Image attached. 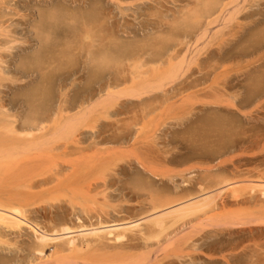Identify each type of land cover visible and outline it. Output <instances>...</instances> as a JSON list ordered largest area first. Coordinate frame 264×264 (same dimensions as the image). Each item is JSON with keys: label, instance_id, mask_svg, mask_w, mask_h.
Here are the masks:
<instances>
[{"label": "bare ground", "instance_id": "bare-ground-1", "mask_svg": "<svg viewBox=\"0 0 264 264\" xmlns=\"http://www.w3.org/2000/svg\"><path fill=\"white\" fill-rule=\"evenodd\" d=\"M180 1H184V5L179 9L178 21L169 24L168 34L158 40L156 45L136 48L126 45L128 48L124 46L125 49L118 52L117 58L114 57L118 70L116 66L115 70L111 69L116 71L115 75L119 74L116 76V85H121L123 89H108L105 95L79 108L63 124L56 125L53 133L47 132L50 129H47V122L43 126L44 121L51 119L47 112L42 116L29 112L24 122L30 129L41 133L32 136L25 134L29 137L24 136V142L19 138L22 144L18 140L19 144L15 148L23 145L21 148L24 153L28 151V156L31 151H37L39 155L34 158H39V164H35L44 166L46 160L52 159L53 151L60 145V141L80 145L79 139L75 138L77 133L75 135L73 131L82 125V118L88 117L89 113L99 107L111 108L121 98L139 99V103L134 104L140 108L130 117L135 123L139 115L145 120L151 113L163 115L166 109L170 115L175 109L177 113L173 114L179 119L181 112L178 113V110L185 106L190 107L189 111L195 108L191 107L193 104L188 106V103L199 94L198 97H205L202 98L204 103L207 99L206 104L216 106L217 110L225 109L233 115L230 119L216 114L212 117L204 116L200 121L201 129L193 131L195 136L190 133L194 136V145L198 143L196 145L200 154L196 157L199 160L195 165L177 172L182 183L174 186L182 194L167 196L165 199L148 196L149 209L134 220L126 217L131 211L124 207L115 208L114 216H110L111 213L104 210L102 213L85 210L84 213L85 208L79 209L82 204L77 206L85 201L94 202L98 196L105 199L108 196L106 177L103 184H98V181L93 183L94 180L90 182L88 177L97 170L101 177L105 176V170L107 175H116L115 166L126 157L134 158L139 167L157 177L169 176L164 167L167 165H164L167 157L162 159L153 141L141 140L143 128L138 133L122 135L120 139L113 136L103 139V143L107 141L117 145L97 148L92 153L77 147L79 157L66 160L67 168L64 167L53 177L35 179L30 176V165L27 170L22 164L17 166L22 169L19 176L9 178L2 167L0 264H156L163 255L184 260L192 257L197 242L210 233L218 237L216 243L224 245V240L227 242L229 253L235 254L237 251V257L234 258H245L250 264H264V31H259L260 27L264 28V19H261L264 13L259 8L255 9V6L264 3H261L263 0ZM241 18L252 19L250 23L253 26H250L249 20H244L246 23L243 24ZM247 23L252 29L250 32H247ZM213 39H218V43H215L217 50H207V56L200 57L204 50L202 48H207L206 44L209 46ZM225 46L230 48L226 50ZM231 60L235 61V65L231 63L233 67L230 65L229 68L228 63L227 67L224 66L226 64L223 63ZM193 65H197L196 70ZM214 73L218 78L226 77L225 80L221 79L224 81L219 83L220 78L214 76L218 82L199 88L203 80ZM129 112L123 106L116 114L122 116ZM56 122L57 119H54ZM11 132L20 133L16 129ZM99 136L94 135V139H99ZM66 143L63 149L68 150L69 144ZM11 145V149L7 146L2 150L3 154L6 152L14 158L16 150ZM16 149L19 150L18 147ZM130 159L127 160L128 166H123L117 176L129 173L135 183L142 185L143 180L138 177L142 171L135 168ZM191 159L186 157L183 162L190 163ZM28 160L29 157L25 161ZM195 170L198 174L188 177ZM83 177L86 179L82 180ZM102 187L106 188L102 190ZM56 199L63 200L64 205L58 204L57 207L49 202ZM42 202L50 203L51 210L41 207ZM196 236L199 238L195 239ZM153 240L154 244H149ZM225 259L228 260L226 255Z\"/></svg>", "mask_w": 264, "mask_h": 264}, {"label": "rangeland", "instance_id": "rangeland-1", "mask_svg": "<svg viewBox=\"0 0 264 264\" xmlns=\"http://www.w3.org/2000/svg\"><path fill=\"white\" fill-rule=\"evenodd\" d=\"M263 1H261L262 4L264 3ZM183 2L180 0H0V169L3 167L2 171L4 170L3 172H6L7 177L17 178L20 170H22L19 168L22 164V167L24 166L26 169L27 166L29 168L30 165V176L33 178L35 177V179L53 177L55 173H58L64 167L67 168L66 160L73 159L71 157H79V153L76 150L78 149L77 147L85 149L87 153H92L97 148L117 145L115 143H108L107 141L103 143V139L112 136L120 139L122 135L124 136L130 132L138 133V131L141 130L140 128H143L141 132L144 133V135L141 140L153 141L162 159L167 157V162H164V165L167 164V167H164L166 171L169 172V176L157 177L139 167V164L133 160L134 158L130 159V157H126L120 162L118 161V165L115 166L116 175H107L108 172L105 170V176L101 177V175H98L100 171L97 170L88 177V180H91L90 182L94 180L93 183L98 181V184H103L106 177L107 190H105L108 196H105V199L102 196H98L94 202L82 201L83 203L77 206L79 207L81 204H85L83 207L81 205L79 208L80 210L85 208L84 213L85 210L90 213H102L104 210L105 212L109 211L111 213L110 216H114L113 211L115 208L119 209L124 207L131 211L126 217L128 216L134 220L143 216V213L149 209L148 196L154 195L158 198L165 199L167 196H174L178 193L182 194V191L180 189L176 190L174 186L182 183V179L178 176L177 172H180L182 169L184 170L185 167L189 165H195L199 160L196 157L199 156L198 153L200 154V151L197 150L196 144L198 143L194 145L195 140L193 137L195 135L193 131L195 129H201L200 121L204 116L208 115L212 117L216 114L223 118L230 119L233 115L230 112L228 113L225 109L217 110L216 106L206 104V102H208L207 99L204 103V99L202 98L205 97H201V95L198 97L199 94L192 98V102L189 101V105L186 103L188 106L193 104L191 106L192 108L196 106L191 109L192 111H189L190 107L188 108L186 106L185 108L188 109L184 110L185 108H183L178 110V113L181 112V116L179 115L181 118L179 119H176V116L173 114L174 112L177 113L175 109H173L174 111L171 112V115L166 109L163 115L158 116L156 115L158 113H151L152 115L149 114V118L147 117L145 120L139 115L141 118L138 117L137 123H135L130 117L140 108V106L134 104L139 103V99L121 98L115 101L116 105L114 103L111 108L99 107V109L97 108L98 110H94L95 112L92 111L91 114L89 113V116L86 115L88 117L82 118V125L78 123L80 126L77 125V129L74 128L75 130L73 132L77 133V135L75 133L77 136H75V138L79 139L80 145L77 146V144L65 142L66 145L69 144L68 151L67 149H63L65 148L64 141H60L61 143L59 146L58 142L56 144L58 147L53 151L52 159L50 161L46 160L47 163L45 162L44 166L41 164L42 167L38 165L39 158H34L39 155L37 151V153L31 151L32 153L30 152L28 156V151L24 153L23 148H21L23 145H20V147L17 146L19 150H17L15 146L19 144L18 142H20L21 139L23 140L24 136L29 137L33 134L36 135L41 133L35 129H30L29 125L24 122L25 118L30 113L36 116H42L44 112H47L51 121H44L43 126H45L47 122L46 126L48 128H46H50L47 132L53 133L56 125L63 124L69 116L77 113L82 107L96 101L100 96L105 95L106 92L111 89L120 90L122 86L116 85V79H118L117 77L119 74L115 75L117 73L113 71L116 67V70H118V66H116V62L114 61L115 58H117L116 55L118 52L125 49L126 45L133 46L134 48L156 45L158 40H161V38L163 39L165 35L168 34L169 24L178 21L179 9L184 5ZM257 6H255V9L259 8V10H262V13H264V4ZM260 7H262V9ZM247 11L246 9V12ZM255 18L258 19V16ZM261 19H264V17H261ZM244 20H249V23L252 21V19L243 18L241 22ZM246 21H244L243 24H245ZM249 23L246 24L248 26V28L246 26L247 32L252 31V29L250 30V26L253 23H250V26ZM257 29H259V27ZM260 29L259 31H264V28L260 27ZM211 41L213 42L214 39ZM216 41H218V39L213 43L211 42L212 45L209 44L208 46L206 44L207 48L205 46V48L201 47L202 50H204L201 51L202 54L200 57H202V55L203 58L206 57L207 50L211 52L217 50L216 44L218 42L216 43ZM191 42H193V40ZM225 47L226 50L230 48L229 46ZM126 48H128V46ZM232 61L233 60L226 61L223 64H226L224 66L227 67L228 63V67L230 68V65H235V61ZM97 65L100 66L98 67ZM196 66L193 65L195 68H192L196 70ZM214 76L215 73L203 80V84L199 88H204L205 86L215 83L217 80ZM227 77L230 80L231 75ZM216 78H220V81H218L222 83L226 77ZM221 79L224 80L221 81ZM31 94H33V97ZM199 100H202L201 102H203V105H206L203 106ZM109 106H111V104H109ZM123 106L130 112L128 115H117V110ZM159 110L161 111V109ZM110 111L112 113H109ZM172 115L175 118H173ZM54 119H57L58 122L54 123ZM111 120L113 121L111 122ZM118 122H122V124L119 125L120 123L118 124ZM145 127H147V129H145ZM11 128H13L12 130H19L20 133L11 132ZM30 131H32V133H30ZM256 131L258 132V130ZM190 133H193L194 136L192 137ZM94 135H100L99 139L97 137L95 138L97 140H95ZM21 142L20 144H22ZM10 144H12L11 147L13 146L16 150L14 158L8 156L6 152H4L5 155L3 154L2 149H6L7 146V148L11 149L9 147ZM47 151H45V153H47ZM59 154H62V156L60 157ZM6 155L8 157H6ZM24 155H27L26 159ZM2 156L6 158H2ZM30 156L33 157L30 158ZM27 157H29L30 160L25 161ZM53 157H55V159ZM186 157L192 158L190 163L183 162ZM129 159L133 160L132 163L135 168L142 171V173L138 175L139 179L143 180L142 185L135 183L132 175L129 173L126 174L125 172L124 174H120L121 176H117V174L121 172L123 166H128L127 162ZM44 161L45 160H43V162ZM36 162L38 164H35ZM31 164L33 165L31 166ZM33 167L36 168H34L35 171H37L36 173H34ZM44 168L46 170H44ZM96 174L99 177L96 176ZM197 174L198 172L195 170V172L188 177H193ZM36 176L39 177L36 178ZM85 179L86 178L83 177L82 180ZM132 185L134 187L136 186V188L132 187ZM152 186L154 188L156 187L155 191ZM104 188L102 187V190ZM137 189L141 191L139 192ZM156 192L158 194H156ZM60 200L61 199H56V201L50 200L49 202L58 207L65 203L63 200ZM43 203L44 202H42L41 207L51 210L49 207L51 206L49 205L50 203ZM214 235L215 233H210L208 237L199 240L197 242L196 251L194 253L191 252L193 253L191 258L180 260L172 255H166L164 257L161 253L163 256L160 257L156 264H181L182 262L185 264H250L247 263L245 258H234L237 257V251L235 254H232L233 252L229 253L230 250L226 248L228 247L227 242L224 240V245H220L218 242L216 243L218 237L216 238ZM196 238L199 237L196 236L195 239ZM227 238L228 237H226V239ZM154 241L155 240L150 241L149 244H154ZM221 248H223V250H221ZM226 253L229 254L228 257ZM231 254L233 256H231ZM225 255L228 260L225 259ZM230 256L233 257V259L230 258ZM178 260H180L181 263Z\"/></svg>", "mask_w": 264, "mask_h": 264}]
</instances>
